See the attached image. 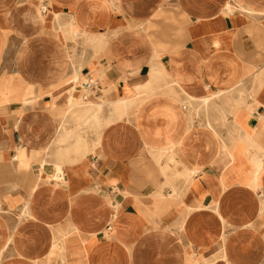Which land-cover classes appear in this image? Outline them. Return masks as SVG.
Returning <instances> with one entry per match:
<instances>
[{
	"label": "crops",
	"instance_id": "obj_1",
	"mask_svg": "<svg viewBox=\"0 0 264 264\" xmlns=\"http://www.w3.org/2000/svg\"><path fill=\"white\" fill-rule=\"evenodd\" d=\"M0 264H264V0H0Z\"/></svg>",
	"mask_w": 264,
	"mask_h": 264
},
{
	"label": "bare ground",
	"instance_id": "obj_2",
	"mask_svg": "<svg viewBox=\"0 0 264 264\" xmlns=\"http://www.w3.org/2000/svg\"><path fill=\"white\" fill-rule=\"evenodd\" d=\"M218 97V96H217ZM205 104V103H204ZM204 106V105H203ZM206 106V105H205ZM215 109V108H214ZM213 110V109H212Z\"/></svg>",
	"mask_w": 264,
	"mask_h": 264
}]
</instances>
